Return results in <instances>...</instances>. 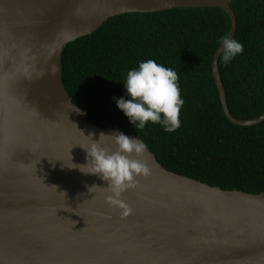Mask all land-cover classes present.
Returning <instances> with one entry per match:
<instances>
[{
	"label": "water",
	"instance_id": "95a60500",
	"mask_svg": "<svg viewBox=\"0 0 264 264\" xmlns=\"http://www.w3.org/2000/svg\"><path fill=\"white\" fill-rule=\"evenodd\" d=\"M233 0H0V264H264V191L166 169L145 141L89 122L62 82V52L108 18Z\"/></svg>",
	"mask_w": 264,
	"mask_h": 264
},
{
	"label": "trees",
	"instance_id": "16d2710c",
	"mask_svg": "<svg viewBox=\"0 0 264 264\" xmlns=\"http://www.w3.org/2000/svg\"><path fill=\"white\" fill-rule=\"evenodd\" d=\"M218 60L233 116L264 113V0H233ZM231 20L217 7L112 16L62 52V82L87 120L139 137L168 170L223 189L264 191V121L225 116L212 74Z\"/></svg>",
	"mask_w": 264,
	"mask_h": 264
}]
</instances>
